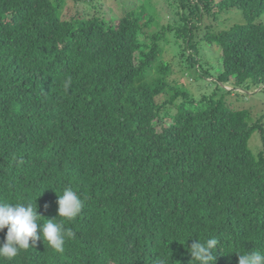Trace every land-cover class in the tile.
I'll use <instances>...</instances> for the list:
<instances>
[{"label":"trees","instance_id":"trees-1","mask_svg":"<svg viewBox=\"0 0 264 264\" xmlns=\"http://www.w3.org/2000/svg\"><path fill=\"white\" fill-rule=\"evenodd\" d=\"M214 1L180 2L174 29L190 51L179 72L203 80L196 31ZM217 1L244 23L204 25L221 71L195 97L170 80V26L141 41L153 23L145 11L111 26L66 19L63 0H0V201L36 203L39 222L63 220L74 233L63 253L41 238L0 264H196L193 240L209 238L218 240L212 264L264 252V115L253 121L226 102L228 84L264 88V0ZM66 187L84 204L70 221L57 217Z\"/></svg>","mask_w":264,"mask_h":264},{"label":"rangeland","instance_id":"rangeland-1","mask_svg":"<svg viewBox=\"0 0 264 264\" xmlns=\"http://www.w3.org/2000/svg\"><path fill=\"white\" fill-rule=\"evenodd\" d=\"M185 2L186 0H63L62 13H66V19H85L90 17H99L106 21L107 25H117L118 21L129 11H135L141 15L142 11H145L147 15H151L153 18V23L149 24L147 28H144V33L146 36L141 37V41L146 40L147 37L156 34L161 31L163 27L170 26L172 30L166 36L172 38L173 42L171 45L175 44V48L178 51L175 53L171 46L166 47L164 56V61L168 63L171 68L170 80L173 84H180L186 88L195 97L202 96L204 94H209L211 89H214V84L216 83V77L220 73L221 68L218 66V55L219 48L215 44L207 46L202 36L207 31L204 25L210 26L213 33L220 32L224 29H229L235 25L244 23L241 12L234 11L229 14V12H220L215 7L218 2L214 1L213 5L209 10L203 12L202 24L203 26L196 31V41L199 44V55L200 58L208 59L209 73L211 77L206 76L207 79H199L195 77L194 74H183L179 72L182 69V64L185 58L190 53L189 50L183 48L182 44L175 43L174 34L175 28L179 27V20L182 10H180V2ZM144 15V14H143ZM216 15L215 20L213 19ZM256 23L264 24V15H262ZM169 24V25H168ZM141 25L142 22H141ZM141 36V34H140ZM172 36V37H171ZM180 42V41H179ZM211 64V65H210ZM226 90L231 93L226 94V102L232 105L234 109H250L252 112L253 121L257 120L258 117L264 115V88L261 87L257 89H252L249 92L237 93L232 84L226 86ZM238 91V90H237ZM164 99L162 97L158 98V103H162ZM165 113V111H163ZM171 114V113H170ZM166 122H170L166 120ZM158 130H161L160 126H157ZM259 133L255 132L250 141L249 149L256 154L257 150L261 148V142L259 141Z\"/></svg>","mask_w":264,"mask_h":264},{"label":"clouds","instance_id":"clouds-1","mask_svg":"<svg viewBox=\"0 0 264 264\" xmlns=\"http://www.w3.org/2000/svg\"><path fill=\"white\" fill-rule=\"evenodd\" d=\"M57 217L72 220L77 217L84 206L83 200L71 187L64 188L58 195ZM45 210L48 205H44ZM42 216L37 213V205L32 202L0 201V232L7 228L6 236L0 241V260L11 261L20 251L32 248L41 238L57 253L65 251L66 238L74 236L70 228H66L63 220L46 219L39 222ZM39 231V234H38ZM31 240V245H30ZM218 240L209 238L205 241L193 240L189 249L192 261L196 264H212L215 261L214 249ZM238 264H264V252L251 251L237 253ZM155 264H168L167 257L158 259Z\"/></svg>","mask_w":264,"mask_h":264}]
</instances>
